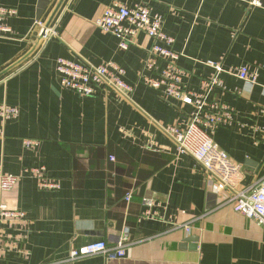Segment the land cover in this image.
Listing matches in <instances>:
<instances>
[{
  "label": "crops",
  "instance_id": "0c3cea01",
  "mask_svg": "<svg viewBox=\"0 0 264 264\" xmlns=\"http://www.w3.org/2000/svg\"><path fill=\"white\" fill-rule=\"evenodd\" d=\"M251 1L0 0L17 11L0 36V104L19 109L0 136V167L20 177L15 204L25 213L21 223H0V264H264V225L220 206L202 165L166 131L193 108L144 82L157 77L147 66L154 40L140 32L124 50L94 22L115 4H144L163 16L185 88L233 109L231 122L210 134L243 166L241 186H249L264 176V0ZM40 20L59 35L44 39ZM61 57L115 62L133 91H73L61 83ZM242 66L257 73L255 83L239 76ZM24 139L38 144L28 148ZM37 167L59 187L43 188ZM145 198L161 202L159 220L142 217ZM191 219L189 232L179 227ZM126 229L133 243L124 258L68 260L72 249L113 244Z\"/></svg>",
  "mask_w": 264,
  "mask_h": 264
},
{
  "label": "built area",
  "instance_id": "2783aa9c",
  "mask_svg": "<svg viewBox=\"0 0 264 264\" xmlns=\"http://www.w3.org/2000/svg\"><path fill=\"white\" fill-rule=\"evenodd\" d=\"M253 4H261V0H252ZM17 13L15 9L0 6V36L11 32V27L5 24L9 16ZM163 16L153 14L150 7L144 4L127 6L115 4L107 7L94 22L105 31L115 34L120 40V47L128 49L135 37L145 33L154 40L150 50V58L147 61L148 69L157 73L155 76L144 75V82L157 89H161L169 98L182 101L190 105L193 111L187 112L181 122L169 125L167 133L176 141L181 153L191 154L203 167L204 172L213 188L221 199L220 206L230 205L236 211L244 213L247 217L264 225V176L254 185L241 186L243 166L236 163L214 141L211 132L217 127L230 123L233 117V109L227 104L210 102L201 92L187 90L183 82L182 70L178 66L180 54L171 49L175 38L163 30ZM44 39H50L59 35L56 27L45 25L43 21L37 22ZM208 65L221 70L219 63L207 61ZM58 71L61 74V83L74 91L84 95H95L100 86L113 89L124 97H129L133 91L123 78L126 71L115 62L105 64H93L90 61L78 62L67 58L58 59ZM242 79L255 83L257 73L252 72L249 66H242L238 70ZM215 79L213 83H219ZM205 88L208 83L203 84ZM19 115V109L6 103L0 104V136L5 135V123L15 119ZM23 144L30 148L38 144L35 139H24ZM115 160V157H112ZM32 171L40 179V185L45 189L59 187L56 181L45 178V167L33 168ZM20 177L5 173L0 167V223L14 225L24 221L25 213L17 208L15 191ZM134 190L126 193L125 200L130 203ZM142 217L146 219H160V201L144 199ZM193 219L179 227L186 231L192 228ZM5 236L0 232V258L5 246ZM132 244L129 229L124 230L115 243L106 240H97L78 249H72L68 260H75L93 255H104L109 261L119 260L125 257L126 247Z\"/></svg>",
  "mask_w": 264,
  "mask_h": 264
},
{
  "label": "water",
  "instance_id": "95a60500",
  "mask_svg": "<svg viewBox=\"0 0 264 264\" xmlns=\"http://www.w3.org/2000/svg\"><path fill=\"white\" fill-rule=\"evenodd\" d=\"M197 237H191L192 240H195Z\"/></svg>",
  "mask_w": 264,
  "mask_h": 264
},
{
  "label": "trees",
  "instance_id": "16d2710c",
  "mask_svg": "<svg viewBox=\"0 0 264 264\" xmlns=\"http://www.w3.org/2000/svg\"><path fill=\"white\" fill-rule=\"evenodd\" d=\"M100 87H101V86H100ZM100 87H99V88H100ZM73 91H74V90H73ZM76 92H77V91H76ZM78 93H79V92H78ZM86 96H88V95H86ZM102 240H104V239H102ZM132 243H133V242H132Z\"/></svg>",
  "mask_w": 264,
  "mask_h": 264
}]
</instances>
